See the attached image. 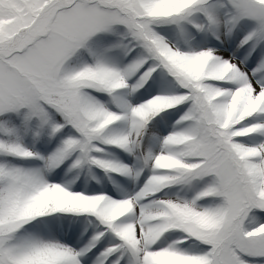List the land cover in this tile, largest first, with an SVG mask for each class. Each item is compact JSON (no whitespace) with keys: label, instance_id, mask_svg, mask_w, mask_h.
I'll return each mask as SVG.
<instances>
[{"label":"snow or ice","instance_id":"obj_1","mask_svg":"<svg viewBox=\"0 0 264 264\" xmlns=\"http://www.w3.org/2000/svg\"><path fill=\"white\" fill-rule=\"evenodd\" d=\"M0 264H264V0H0Z\"/></svg>","mask_w":264,"mask_h":264}]
</instances>
